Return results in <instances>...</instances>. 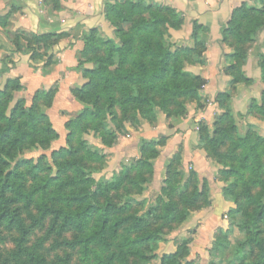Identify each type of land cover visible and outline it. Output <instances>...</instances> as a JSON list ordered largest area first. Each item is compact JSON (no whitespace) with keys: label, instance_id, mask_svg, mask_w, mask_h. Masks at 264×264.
<instances>
[{"label":"trees","instance_id":"trees-1","mask_svg":"<svg viewBox=\"0 0 264 264\" xmlns=\"http://www.w3.org/2000/svg\"><path fill=\"white\" fill-rule=\"evenodd\" d=\"M50 4L55 10L60 8V0H50ZM263 12L246 5L234 10L222 30L221 44L230 38H235L239 45L255 41L263 25ZM104 16L114 27L119 41L99 39L96 31H90L85 37L84 58L78 70L88 82L83 88L72 90L83 110L77 119L66 124L72 128L68 134L70 147L54 153L49 167H43L42 159L27 158L26 152L32 145L43 149L49 135L52 139L59 136L47 111L41 108L45 106L50 110L56 91L37 92L33 104L27 106L25 100L15 97L22 89L20 78H8L0 89V228L14 234L11 255L20 260L18 264H52L36 247H26L30 230L22 219L19 204L38 211V216L33 219L38 225L51 217L54 221L49 233L58 232L64 237L61 247L77 252L79 264H143L144 261L149 264L154 261L157 264H191L192 253L187 241L174 253L161 256L156 253L155 244L165 238V225L191 224L189 221L195 215L189 210H181L180 205L198 203L206 185L200 186L196 173L189 171V180L194 181L192 195L188 197L183 191L182 201L176 202L177 185L172 184L161 189L157 209L147 207L143 212H135L129 202L117 204L114 194L130 193L133 188L139 194L144 192L138 186L142 182L149 183L146 176L153 173V160L158 157V148L164 139L158 143L143 141L138 161L132 166L121 164L117 172L103 176L107 166L105 157L88 148L83 134L92 124L104 145L111 147V141L120 129L114 111L116 106L123 116L132 112L135 117L151 122L158 112L169 117L185 114L184 101H200L206 81L188 73L184 62L193 64V55L203 60L206 42L200 40V35L208 29L194 22L191 38L195 47L182 48L168 41L169 31L185 24L180 12L150 4L147 0H112L104 5ZM9 17V14L0 17V25L8 24ZM65 35L33 34L34 44L44 47L42 53H37L33 46L24 49L20 37V45L15 46L13 52L30 53L34 61L46 60L47 65L53 64L55 55L49 51ZM101 52L104 56L99 55ZM230 57L233 62L225 74L232 78L234 89L239 84L252 85L253 80L243 69L245 52L236 50ZM90 63L93 68L85 67ZM4 64L0 78L10 71L8 62ZM10 64L15 65L13 61ZM258 64L262 93L259 99L251 100L247 115L257 114L264 118V54L259 56ZM229 98L220 93L215 101L222 107V100ZM108 116L116 127L113 130L109 128ZM80 126H83L80 144L71 146L75 135L73 128ZM199 134L206 154L217 166V179L235 178V186L223 187V197L234 202L236 213L245 218L238 229L245 234L246 240L237 248L236 254L241 264H264V138L251 129L240 134L230 111L216 117L212 128L200 124ZM81 152L87 156L79 158ZM86 159L100 162L103 167L88 166ZM180 164V154L169 162L168 174L173 183L179 175L185 176L177 171ZM99 174L101 177L97 179L95 175ZM187 185L183 184L184 190ZM241 187H244V193L239 192ZM137 192L135 194L139 195ZM222 232L227 237L231 230L223 229ZM214 241L227 245L221 240ZM5 243L0 232V245ZM57 264L71 263L63 258Z\"/></svg>","mask_w":264,"mask_h":264},{"label":"rangeland","instance_id":"rangeland-1","mask_svg":"<svg viewBox=\"0 0 264 264\" xmlns=\"http://www.w3.org/2000/svg\"><path fill=\"white\" fill-rule=\"evenodd\" d=\"M148 1V0H147ZM264 1L262 0H256L254 2V4L252 5H247L248 8H256V9H262L264 11ZM148 3L150 4H155L158 5L160 7H167L170 8L172 10L177 11L176 9L167 6L165 4H161V3H155V2H151L148 1ZM0 4L2 5H6L7 7V12L0 16V17H5L6 15H10L9 20H8V24H6L5 26L3 24L0 25V33H3V35L7 38V42L9 43V45H12V47L14 49L15 46H17L18 44L20 45V37L23 39L22 40V45L24 46V49H26V47H31L33 46L32 49H35L36 52H40L42 53V45H36L34 44V41H32V36L33 33H30L29 31H21L17 30L14 31L13 29V22L12 20L15 18L16 15H20V13L22 12L20 10V7L16 6L15 3H12L11 0H0ZM42 4L43 6L46 8H49L51 6L50 4V0H42ZM50 4V5H49ZM60 8L58 10L53 9L54 11H62L63 7H64V2L63 0H60ZM238 9L235 8L234 10ZM234 10L231 13V17L232 14L234 12ZM178 12V11H177ZM264 13V12H263ZM184 16V15H183ZM230 17V19H231ZM185 19V17H184ZM263 20V25L260 29V31L258 32V35L255 39V41L247 43V44H243V45H239L237 44V40L235 38H230L225 44H222V48L224 49H229L230 53L225 54L224 59L226 62V66L223 70V72L225 73L228 67H230L232 65V59L230 57L231 54L234 53V51L239 50L242 53L245 52L246 54V63L247 64L248 60L251 59L252 57L254 58L257 54L258 56L263 55L264 52L262 50H264V14L262 16ZM230 21V20H229ZM106 23L108 24V27L111 29V34L108 35L107 32H105L104 29H102L101 26L97 27V28H93L90 30H87L84 32V34L82 35L81 39H82V49L77 53L76 56V61H77V69L78 66L80 64V61L82 58H84L82 56V52L84 51L85 48V37L90 33V31H96V35L99 39H103V40H112L114 42H118V36L115 33V29L114 27H112L110 25V23L106 20ZM184 25H182V27H179L178 29L175 30H170V36L168 38V41H171L172 43H176L175 39L172 35V32H178L181 31L183 29ZM107 33V34H106ZM207 34L204 33V35ZM37 35V34H36ZM42 36V35H40ZM71 37V34H66L62 40L59 41V43L63 40L69 39ZM4 39V38H3ZM192 39V38H191ZM203 39V33L200 35V40ZM2 39H0V51L3 48L2 46ZM193 41V46H188V45H180L178 46V44L176 43L177 47H182V48H194L195 47V42ZM5 42V41H4ZM32 42V43H30ZM165 45H167L166 41H163ZM7 44V43H6ZM41 47V48H40ZM54 49H51L49 51V54H53ZM206 50H207V45L205 48V52L203 53V57L206 54ZM14 53V52H13ZM21 53V52H20ZM15 54V53H14ZM14 54H9L8 52H5L4 55H1V57H3L1 59V62L3 64V66L5 65L4 62H8V66L13 67L12 61L14 62ZM24 54H29L30 55V59H31V54L30 53H24ZM54 63L53 64H49L47 65V63L44 60H39V61H34L31 59L32 62V68L35 69V72L38 71L39 64L44 63L45 66L44 69H51L53 68V66H55L56 64L59 63L58 58L56 57V54L54 53ZM99 55H103V52H101ZM45 59V58H44ZM202 59V58H201ZM200 58H198V56L193 55L192 60H193V64L189 63V62H184V67L185 69L188 71L189 67L192 66H204L206 64V59L203 58V60L201 61ZM15 63V62H14ZM244 65V66H245ZM93 64H86L85 67L87 68H93ZM243 66V69H244ZM5 67V66H4ZM3 67V68H4ZM37 69V70H36ZM113 70V68H112ZM80 71V70H78ZM81 72V71H80ZM188 73H190L188 71ZM191 74V73H190ZM81 75L83 77V74L81 72ZM193 75V74H191ZM226 75V74H225ZM194 77H197L195 75H193ZM228 76V75H226ZM4 76H2L0 78V82L2 80ZM202 79H204L206 81V84L204 86V88L201 91V94H203L204 89L208 86V82L207 80L203 77V76H199ZM230 78V83H229V87L225 90V91H218L214 94L213 99H205L201 94V98L200 101H184V107L186 113L182 114L180 116L177 115H173L172 117L167 116V114H165L164 112H158V114L156 115V118L154 120L149 121L147 119H142V118H137L133 115L132 112H130L129 114H125L124 116L122 115L121 109L116 106L114 111L117 115V120L116 122L119 123L120 125V129L116 135V138L113 139L111 141L112 146L108 147L106 145H104V142L102 141V139L99 136V133H96L95 130L96 128L92 126V124H90L89 126H87L85 128V132L83 134L84 139L87 140L88 142V148L94 151H98L100 153H102V155H104L105 157V162L107 163L106 166V170L112 169L110 168V166H112V164L110 165V163H112L113 160V155H112V150L114 148L115 145H118L120 143H122V141L127 140L129 141L133 134H135L136 132L142 131L143 130V126L144 125H148L151 129L154 130V134H153V138L155 139H145V138H141L140 143H139V147H138V156L136 158H132L130 157L129 159H127L125 161L126 166H132V164H134L136 161H138L141 157L140 154V146L142 144V142H154V143H158L159 141H161L162 139H164V143L163 145L159 146V155L156 159L153 160V173L151 175H147L146 178L149 181V183L146 182H142L141 187L143 189L144 192H141V194H139L134 188L130 190V193H118V194H114L115 195V201L117 204H125L127 202L131 203L133 206V210L135 212H143L145 211V209H148L153 207L154 209H157L160 205L159 202V197L161 196V189L163 187L169 188L170 185L172 184H176L177 185V190L175 191V201L176 202H180L182 201L181 195L182 192L185 191V195L186 196H190L192 195L194 188H193V183L194 181L189 180V171H194L196 173L197 176V181L200 184V186H202L203 184L206 185L205 191H204V196L203 198L198 201V203L196 204H181L180 205V209L181 210H189L191 212V214H194L195 216H193L191 218V220L189 221V223H191L190 225L188 223L181 225V223L179 222H175L173 224L170 225H165L167 228L165 229V233L166 236L165 238H163V240H160L156 245V253L161 256L163 254H172L176 251V249L178 248L179 245L183 244V242L187 241L188 245L191 249V257L189 262L191 264H241V260L240 257L236 254V250L237 248L246 240V236L244 233H241L239 231V225L241 223L244 222L245 218L241 215V214H237V210H236V205L234 202L230 201L229 199H226L225 197H223V187L227 186H235L234 182H235V178H231L228 179L227 181H223V180H218L217 179V174L213 175L212 177L209 176L204 177L203 175H200L198 172H196L195 170H193V168L191 167L189 170L186 169V167H184V155H185V151H186V147L185 145H181L177 151L175 152V154L172 156V158H170V160L166 163H164L165 165H163L164 167L159 166L156 168V161H160V157H161V149L164 148L169 141V137L167 135H164L165 133L162 132L160 130V127L162 126V123H165V127L169 128V129H174L176 123L178 122V120L180 119H191V125H194L196 127H194V129L192 130L194 133H196L197 135V145L196 148L194 150H197L198 152H201L204 155V158L208 161L211 162L213 164V160L211 159V157H209L204 148H203V141L201 140V136L199 134L200 131V124H206L209 127H213V124L215 122L216 117L220 116L223 114L224 111H230L232 115L235 116L236 119V124L239 130V133L242 134L243 132H245L247 129H251L256 135L261 136L264 138V118H262L261 116L254 114V115H247V112L243 115V116H237L235 114V110H234V98L238 93V87L240 85H246V84H239L237 86V88L234 89L233 81L232 78L230 76H228ZM84 78V77H83ZM85 79V78H84ZM21 81V78H20ZM85 84L88 82L87 79H85ZM6 82V81H5ZM84 84V85H85ZM22 89L20 91H17L15 93V95H18L20 93L21 95L25 96V87L22 84ZM84 85L80 88H83ZM249 86V85H246ZM79 88V89H80ZM77 89V88H76ZM50 90H55L56 94H55V98L53 101V105L51 108L54 107L55 101H56V96L59 90V87L57 85L52 86L47 92H49ZM73 90V89H72ZM41 92H46V91H42L39 90ZM36 91L34 94L28 96L26 99L25 98H20L21 100H25L26 105L27 106H31L33 104L34 101V97L36 95L37 92ZM72 92V91H71ZM226 94L227 96H229V100L223 99L222 100V107L218 105V103H216L215 99L219 94ZM261 93H262V87H261ZM72 96L75 100V103L77 105H81L83 110V105L78 102L77 98L73 95ZM26 97V96H25ZM87 97V96H86ZM261 97V94H260ZM259 97V98H260ZM19 99V98H17ZM158 99V98H157ZM251 102V101H250ZM199 105L204 106V108H202L201 110L199 109L200 107H198ZM250 105V104H249ZM212 107L213 108V112H214V121L213 123L211 122V125L208 124V122H206L205 120L196 122L195 121V112H197L199 114V112H204L208 107ZM249 107V106H248ZM42 110L48 111L47 108H45V106L41 107ZM50 108V109H51ZM73 109V108H72ZM70 107H66L61 111V115L60 117L63 119V124L61 125H54L53 124V128L54 130L58 133V137H56L55 139H52V136L49 135L48 139H47V143H45L43 145V149H38L36 146L33 147V145L30 148V151L26 152V157L30 158V159H42L43 161V167H49L50 164L52 163V158H53V154L59 152L62 148H69V142H68V134L69 131L72 128L66 127V124L70 121H74L75 119H77L79 117L80 113H75L74 114V109L72 110ZM248 111V109H247ZM196 113V115H197ZM48 117L50 118V116L48 115ZM198 119L200 118V116H195ZM138 120H137V119ZM164 118V120L162 119ZM245 120H244V119ZM111 117L108 116L107 121H109V128L110 129H115V125L114 123L111 121ZM242 119V120H241ZM51 120V119H50ZM111 121V123H110ZM125 125V127L122 126V124ZM194 123V124H193ZM83 126H80L78 129L77 128H73V130L75 131V135L73 137L72 142L70 143L71 146H79L80 144V140H81V134L83 133L82 130ZM51 140V141H50ZM50 141V143L48 142ZM180 154L182 157V164H180L179 166L177 165L178 168V172H180L182 175L184 174L185 176L182 178L180 177H176L175 183L171 182V176L170 174H168V165L169 162L174 159V157L176 155ZM83 156H87V154L85 152H81V154H79V158L83 157ZM60 160H62L63 158H59ZM85 164L88 166H92L95 168H101L103 167V164H101L100 162H94V161H90L87 160L85 161ZM217 167V166H216ZM263 167H264V160H263ZM101 174L103 176H106V172ZM101 175H95V177L98 179L99 177H101ZM109 176V175H108ZM182 180V182H181ZM157 181V182H156ZM188 184L186 189L184 190V186L183 184ZM157 184V185H156ZM146 190V192H145ZM148 190V191H147ZM244 187H241V190H239V192L244 193ZM258 191V190H255ZM135 192H137L139 195H136ZM217 194L218 196H222L221 201L224 202V205L219 204L220 201H218L217 199ZM137 199V200H136ZM139 201V202H138ZM20 208V213L22 216V219L24 220L25 225L27 226L28 230H30V234L26 239V247L31 248V247H36V250L39 252V254L41 256H44L47 260L48 263H52V264H57L59 259H63V258H67L71 264H79V256L78 253L69 249H65L64 247H61V242L63 241L64 237L60 234H58V232H50V229L53 225V219L51 217H48L46 219L43 220L42 224L38 225L36 223H34V218L38 216V211L34 210L33 207H28L25 208L22 205L18 206ZM147 211V210H146ZM235 215H234V214ZM35 225V226H34ZM231 230V233L225 237L222 230ZM0 232L3 235V237H5V241L6 243L4 245H0V264H18V262H20V260H15V258L11 255V253L14 251V247H12L11 242H12V238L14 237L13 233H9L6 228H0ZM70 237V236H67ZM71 238V237H70ZM221 240V243H227V245L223 246V244H219V242L214 241V240ZM149 255V254H148ZM143 264H149L147 261H144ZM150 264H157V262H151Z\"/></svg>","mask_w":264,"mask_h":264},{"label":"crops","instance_id":"crops-1","mask_svg":"<svg viewBox=\"0 0 264 264\" xmlns=\"http://www.w3.org/2000/svg\"><path fill=\"white\" fill-rule=\"evenodd\" d=\"M112 0H63L64 7L62 11H54L51 7L45 8L42 0H11L22 11L20 15H16L12 20L13 30L29 31L37 35L45 34H71L69 39L61 41L54 49V53L59 60V63L51 69L45 70L43 66L45 62L39 64V69L35 72L32 68V62L29 54L15 53V65L10 71L4 75L0 82V89L3 88L5 81L8 78H21V82L25 87V96L15 95L16 98H27L36 91H48L52 86L59 87L54 107L48 111V115L54 125L63 124V119L60 117L61 111L70 107L75 113H80L82 106L75 103L72 96V89L80 88L85 84V79L81 72L77 69L76 56L82 49V35L85 31L97 28L99 26L105 32L111 34V29L106 23L104 16V5ZM155 3L165 4L176 9L185 17V24L181 31L172 32L175 42L180 45L193 46L191 34L193 24H198L208 29L207 34H203V38L207 45L206 64L202 66H192L188 71L195 76H203L208 86L201 94L205 99H213V96L218 91H225L229 87L230 78L223 72L226 62L225 54L230 53L229 49L222 48V30L228 24L231 13L235 8L242 5H252L256 0H148ZM6 5L0 4V16L7 12ZM1 29V28H0ZM106 33V34H107ZM4 38V39H3ZM3 48L0 51V71L3 69L1 55L5 52L13 54L14 48L9 45L7 38L0 33ZM5 41V42H4ZM7 43V44H6ZM264 52V50H262ZM258 54L249 59L244 66L246 75L253 80V84L249 86L240 85L238 93L234 98V110L237 116H243L248 109L252 99H259L261 94L260 70L258 64ZM37 70V69H36ZM72 109V110H73ZM195 116H200L198 119L194 116L195 121L205 120L211 125L214 121L213 108L210 106L204 112H195ZM197 113V115H196ZM164 120V118H162ZM244 119V118H243ZM242 120V119H241ZM245 120V119H244ZM191 119H180L174 129L165 127L162 123L160 130L164 135L169 137L168 144L161 149L160 161H156V168L164 167V163L168 162L175 154L177 149L183 144L186 147L184 155V167L189 170L191 167L204 177H209L217 174L216 165L208 162L204 155L197 150H194L197 145V135L192 130L195 124L191 125ZM154 130L148 125L143 126V130L133 134L132 138L127 141L115 145L112 150L113 160L112 166L106 172V176H111L117 172L121 164L130 157L138 156V147L141 138H153ZM157 182V181H156ZM157 185V184H156ZM218 196L219 204L224 205V200ZM221 199L223 201H221Z\"/></svg>","mask_w":264,"mask_h":264}]
</instances>
